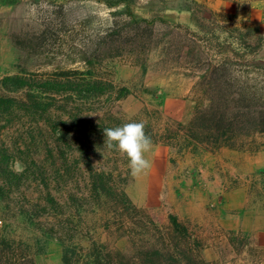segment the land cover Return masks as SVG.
<instances>
[{
    "label": "rangeland",
    "instance_id": "374dc122",
    "mask_svg": "<svg viewBox=\"0 0 264 264\" xmlns=\"http://www.w3.org/2000/svg\"><path fill=\"white\" fill-rule=\"evenodd\" d=\"M3 1L8 3H0V87L16 78L41 86L50 78L62 80L75 71L101 78L107 85L91 100L79 95L51 96L57 103L53 114L63 115L68 108L80 110V119L89 122L97 140L103 138L104 128L143 121L153 149L146 154L151 168L133 176L126 156L96 145L92 152L95 169L113 173L133 204L148 211V216L158 215L164 226L171 215L186 223L204 242L202 253L207 261L264 264L258 251L249 252L248 247L231 242L238 236L264 249V134L240 136L234 147L227 142L198 141L193 135L200 134L199 130L190 126L196 108L201 99L205 106L212 102L194 89L197 80L186 75L187 69L166 63L161 49L153 45L140 53L138 42L133 46L126 42L130 38L126 33L125 42L117 44L122 47L119 53L112 52L111 43L100 46L115 23L123 25L127 20L125 7L109 9L94 0ZM196 1H206L219 14L237 16L233 23L254 26L264 36V0L244 10L229 0ZM184 3L136 0L132 11L138 19L161 16L196 31L194 16ZM223 48L226 45L211 47L213 55ZM87 57L91 62H86ZM242 62L249 64L246 67L263 66L264 46L243 60L237 58L236 63ZM33 82V88H38ZM7 120L0 117V189L5 190L0 191V236L13 240L14 249L29 251V244L34 251L45 247L36 256V264H63V244L50 234L58 223L80 247L88 248L96 241L124 249L126 241H116L120 232L112 227L114 209L87 199L88 169L78 152L66 155L77 173L74 182L66 185L51 180L50 188L61 189L58 195L64 196L67 214L59 222L46 216V184L33 172L37 168L47 173L64 171V158L56 151V139L45 119L19 114ZM68 189L78 192V197L69 200ZM32 204L39 206L40 216L33 215ZM3 264L14 263L5 260Z\"/></svg>",
    "mask_w": 264,
    "mask_h": 264
},
{
    "label": "trees",
    "instance_id": "16d2710c",
    "mask_svg": "<svg viewBox=\"0 0 264 264\" xmlns=\"http://www.w3.org/2000/svg\"><path fill=\"white\" fill-rule=\"evenodd\" d=\"M94 1L104 4L109 9L125 7L123 14L127 17L123 25L115 23L107 37L100 41V46L111 43L112 52L117 50L119 53L122 47L117 44L125 42V38L122 37L124 33L130 37L126 41L129 45L139 43L140 53L153 45L161 49L166 63H174L179 68L188 70L186 75L197 80L194 86L197 92H203L206 97H211L212 103L208 106H205L202 99L199 101L190 125L192 130H199L200 134L193 135L198 141L217 144L227 142L225 143L227 146L234 147L236 139L240 136L264 134V65L255 68L250 65L253 69L251 71L248 69L250 67H246L249 64L236 63L237 58L243 60L245 56L257 53L264 46V36L254 26L233 23L237 16L219 14L212 10L206 1L201 3L186 0L187 3H184L185 9L194 16L196 31L161 16L151 20L138 19L132 11L136 0ZM229 1L244 10L261 0ZM2 2L8 3L0 0V3ZM223 45H226V49L223 48L224 51L213 55L211 47ZM247 48H251V51L247 52ZM86 62H91L88 57ZM63 78L62 80L50 78L41 86L38 85L39 82L25 78L9 79L7 84L4 82L0 87V117L7 120L22 114L37 120L45 119L50 125L49 129L56 139V151L61 152L65 165L62 166L64 171L59 168L47 173L46 170L37 168L33 172L46 184L44 190L46 196L43 198L46 216L60 219L59 222L67 214L64 203L62 204L64 196L58 195L61 189L50 188L51 180L65 182L66 185L70 184L69 181L74 182V175L77 173L73 169V164L70 165L72 160L66 155L67 152H71L72 155L78 152L88 169L87 199L99 207L111 205L114 209L112 219L115 220L112 227L115 228V232H120L116 241H126L129 247L126 245L124 249L117 246L111 248L109 244H100L96 241H92L88 248L80 247L71 241L73 235L69 233L68 236L65 226L60 228L61 225L58 223L59 225L51 227L50 234L63 244L62 263L218 264L203 257L204 242L186 223L171 215L168 225L164 226L158 215L148 216V211L133 204L113 173L95 169L92 152L96 145L105 148L103 141L105 136L102 139H94L95 135L91 132L89 122L80 119L81 111L78 109L68 108L63 111V115H58L57 112L53 114L52 110L56 109L57 103H54L56 99L51 96L67 98L79 95L88 101L100 96L107 84L101 78L91 75L88 77L78 71L71 72V75L66 74ZM31 82L39 87L33 88ZM19 93L21 96H18ZM79 123L82 125L79 126ZM54 150L51 149V154ZM0 191L5 190L1 188ZM65 193L69 200L78 197V192L74 189H68ZM30 208L33 215L42 214L38 211V205L32 204ZM107 227L112 231L110 226ZM231 242L235 247L238 245L248 247L249 252L258 251L260 262L263 261L264 249L253 247L238 236L231 238ZM14 245L16 243L13 240H6L0 236V264L5 260L14 264H36V256L46 251L42 246L34 251L35 247L29 244V251H24L20 247L14 249Z\"/></svg>",
    "mask_w": 264,
    "mask_h": 264
},
{
    "label": "clouds",
    "instance_id": "9594fccd",
    "mask_svg": "<svg viewBox=\"0 0 264 264\" xmlns=\"http://www.w3.org/2000/svg\"><path fill=\"white\" fill-rule=\"evenodd\" d=\"M104 145L127 157L133 176L146 173L151 162L146 154L153 149L152 138L145 132V123L128 122L113 128H104Z\"/></svg>",
    "mask_w": 264,
    "mask_h": 264
}]
</instances>
